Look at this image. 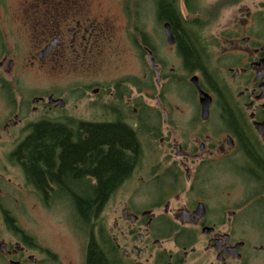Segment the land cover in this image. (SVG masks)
Masks as SVG:
<instances>
[{"label": "flooded vegetation", "instance_id": "obj_1", "mask_svg": "<svg viewBox=\"0 0 264 264\" xmlns=\"http://www.w3.org/2000/svg\"><path fill=\"white\" fill-rule=\"evenodd\" d=\"M4 1L0 264H264V0H21L12 12ZM186 33L203 50L188 66ZM164 43L181 67L162 59ZM177 86L188 111L168 101ZM116 123L135 136L134 164L81 220L82 251L59 257L12 209L22 191L46 207L72 198L48 173L30 179L15 152L41 124L76 144L83 126Z\"/></svg>", "mask_w": 264, "mask_h": 264}, {"label": "trees", "instance_id": "obj_2", "mask_svg": "<svg viewBox=\"0 0 264 264\" xmlns=\"http://www.w3.org/2000/svg\"><path fill=\"white\" fill-rule=\"evenodd\" d=\"M181 53L186 65L198 63L202 48L193 35L186 33ZM87 140L74 144L73 136L61 126L41 124L19 146L15 156L27 165L30 179L45 184L48 173L53 182L68 190L78 219L87 220L128 176L134 164L129 155L136 146L133 132L120 123L82 127ZM84 134L77 135L83 137ZM94 177L97 187H92Z\"/></svg>", "mask_w": 264, "mask_h": 264}, {"label": "rangeland", "instance_id": "obj_3", "mask_svg": "<svg viewBox=\"0 0 264 264\" xmlns=\"http://www.w3.org/2000/svg\"><path fill=\"white\" fill-rule=\"evenodd\" d=\"M20 1L21 0H5L1 2V11L3 9L12 12L19 9ZM215 1L216 0H205L204 2L206 5L216 7ZM228 9L234 10V7ZM208 33L206 32L204 35L207 37ZM16 36L14 39L18 41L19 51L25 54L26 46L23 41ZM170 52L168 47H166V43H164L161 50L162 59L167 60L166 63L181 67L180 60ZM26 76L30 78L36 86L45 83V78L41 77L36 72L30 71L26 73ZM169 92V103L179 105L181 111H188L190 105L187 99L189 94L188 89L181 86L174 88L170 87ZM18 196L19 203L14 209H12L11 206H9V208L13 210L12 214L16 218L19 227L27 235L34 238L38 245L59 255V257L70 256L73 253L77 254V252L80 253L82 251L83 246L80 245L81 248H78L77 242L80 244L82 240L85 239L83 234L86 233V229L81 219H78L73 205L70 203L64 204L67 206L55 204L51 207H46L39 198L32 193L22 191Z\"/></svg>", "mask_w": 264, "mask_h": 264}, {"label": "water", "instance_id": "obj_4", "mask_svg": "<svg viewBox=\"0 0 264 264\" xmlns=\"http://www.w3.org/2000/svg\"><path fill=\"white\" fill-rule=\"evenodd\" d=\"M169 37H170V35H168ZM170 42H172V41H170Z\"/></svg>", "mask_w": 264, "mask_h": 264}]
</instances>
